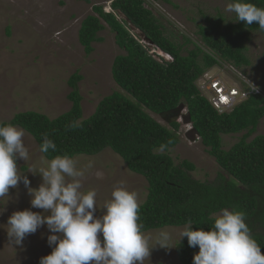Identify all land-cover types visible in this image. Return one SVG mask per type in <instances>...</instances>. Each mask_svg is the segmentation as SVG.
Wrapping results in <instances>:
<instances>
[{
    "label": "trees",
    "instance_id": "trees-1",
    "mask_svg": "<svg viewBox=\"0 0 264 264\" xmlns=\"http://www.w3.org/2000/svg\"><path fill=\"white\" fill-rule=\"evenodd\" d=\"M157 1L170 0H110V10L95 5L93 14L81 22L79 42L87 54L93 51V43L103 40L98 35L101 30L108 27L114 33L124 54L116 57L111 71L124 93L114 91L104 97L94 114L82 120L77 84L83 76L74 73L68 80L73 103L70 111L51 119L27 110L0 124L21 127L39 148L47 135L56 145L55 151L42 152L49 161L57 155H96L105 148L120 155L130 171L148 181V194L139 209L143 232L190 224L194 229H208L224 209H235L246 214L245 222L264 253V134L253 136L264 119V75L262 94L252 95L223 113L214 109L196 87L207 69L222 63L239 70L249 66L247 42L253 32L264 37V30L256 22L247 26L235 21L225 26L219 15L199 25L201 45L189 38L180 45L174 42L172 33L166 35L151 5ZM249 2L264 8V0ZM145 41L173 60L152 53ZM187 44L194 47L184 54ZM180 104L187 107L207 152L222 169L213 182L195 178L192 172L196 166L189 160L175 163L170 151L180 141V124H162L153 116ZM237 134H242L239 141L224 150L222 136ZM20 167L27 170L26 166ZM198 251V247H189L187 237L176 245L182 264H193V255Z\"/></svg>",
    "mask_w": 264,
    "mask_h": 264
},
{
    "label": "rangeland",
    "instance_id": "rangeland-1",
    "mask_svg": "<svg viewBox=\"0 0 264 264\" xmlns=\"http://www.w3.org/2000/svg\"><path fill=\"white\" fill-rule=\"evenodd\" d=\"M231 2L233 1L170 0L151 2V5L156 9L166 35L172 33L174 42L181 45L185 38L200 44L198 27L208 24L207 19H216L221 15L223 25L235 22V13L226 10ZM109 3L110 0H0L1 122L10 121L16 113L27 110L40 112L51 119L70 111L73 103L69 99L72 89L68 80L74 73L83 76L77 84L83 110L82 120L94 114L104 97L114 91H121L111 70L114 60L118 55L124 54V50L116 44L114 33L108 27L101 30L98 35L103 40L93 43V51L88 54L79 42L78 33L82 20L93 14V6L103 5L109 10ZM135 32L140 33L137 29ZM192 46L193 44L185 45L183 53ZM247 47L251 62L249 66L236 71L221 67L207 69L203 79L222 78L227 87L233 84L239 87L242 80L247 79L262 89L263 35L253 32ZM242 71L245 72V78ZM153 116L160 123L166 124L158 115ZM186 131L187 127L183 125L180 129V141L170 151L175 163L187 159L196 166V170L192 172L195 178L215 181L222 169L207 152L208 148L201 138L194 131H190L188 134L191 136L187 138ZM24 132L23 140L29 151V160L25 162L19 159L18 168L23 175L28 176L31 187L36 188L42 183V176L28 170L46 169L50 161L30 134L25 130ZM261 134H264V119L253 136ZM241 136L242 134L223 135V149L229 150ZM73 159L77 169L83 172L80 178L81 190L95 189L97 192V216L103 214L102 206L111 199L113 189L121 182L130 190L138 192L140 204L146 200L147 179L130 171L121 156L112 149L105 148L96 155H76ZM20 166H26L27 170H21ZM30 200L31 196L22 180L16 188H10L8 194L0 198V210L3 209L0 212V264H40V258L52 251L47 242L50 232L46 225L38 228L34 234L27 235L21 245H15L8 236V217L16 210L31 208ZM32 210L43 212L38 208ZM185 229L186 226H168L144 232L149 237V245L153 246L144 264H182L177 257L176 245L183 239H180V235ZM160 231L170 234L168 243L172 247L155 245Z\"/></svg>",
    "mask_w": 264,
    "mask_h": 264
},
{
    "label": "clouds",
    "instance_id": "clouds-1",
    "mask_svg": "<svg viewBox=\"0 0 264 264\" xmlns=\"http://www.w3.org/2000/svg\"><path fill=\"white\" fill-rule=\"evenodd\" d=\"M226 10L235 13V21H243L247 26L256 22L264 30V8L249 0H233ZM148 46L155 48L150 43ZM158 50L160 53L154 54L166 61L173 60L169 54L160 48ZM167 56L170 58L167 59ZM215 67L239 70L227 62ZM220 79L216 80L224 83ZM242 81L241 86L233 84L230 87L247 90L254 85L259 90L257 94L263 93V89L253 82L247 79ZM257 94H250L246 99ZM244 100H238L236 105ZM183 107L176 123L180 124V129L183 125L187 127V138L191 136L188 134L190 131L200 138L187 107ZM230 109L222 112L216 110L223 113ZM24 135V130L17 125L0 124V198L6 196L10 188H16L21 180L31 196V208L16 210L7 220L8 236L15 245H21L27 235L46 225L50 232L47 242L52 251L40 258V264H144L153 246L149 245V237L144 234L143 225L139 222L141 205L138 192L121 182L113 189L111 199L102 206L103 214L97 216V192L95 189L81 190L83 172L77 169L76 161L69 155L53 157L46 169L30 168L28 171L34 174L38 172L42 176V183L33 188L28 176L19 171L17 164L19 159L25 162L29 160ZM50 149L55 151L56 145L45 135L40 151L47 153ZM32 208L42 209L43 212L33 211ZM245 221L243 211L226 208L208 229H194L191 224L188 225L180 239L187 237L189 247H198L199 251L193 255V264H264L261 246L251 235ZM169 240L170 234L160 231L155 245L170 248Z\"/></svg>",
    "mask_w": 264,
    "mask_h": 264
},
{
    "label": "built area",
    "instance_id": "built-area-1",
    "mask_svg": "<svg viewBox=\"0 0 264 264\" xmlns=\"http://www.w3.org/2000/svg\"><path fill=\"white\" fill-rule=\"evenodd\" d=\"M149 48L152 50V53H160L157 48ZM166 58L169 59L170 57L167 56ZM197 89L201 95L206 97L221 112L235 106L238 100H244L250 94L259 93L258 88L254 85H251L247 90H238L235 87H227L220 80H204L203 77L197 81Z\"/></svg>",
    "mask_w": 264,
    "mask_h": 264
},
{
    "label": "water",
    "instance_id": "water-1",
    "mask_svg": "<svg viewBox=\"0 0 264 264\" xmlns=\"http://www.w3.org/2000/svg\"><path fill=\"white\" fill-rule=\"evenodd\" d=\"M183 106L184 105L181 104V105H179L178 107H176V108H174L172 110H168V111L160 113L159 116L166 123L171 124L173 122H177L179 116L182 114V109H184ZM183 118H184V116H183Z\"/></svg>",
    "mask_w": 264,
    "mask_h": 264
}]
</instances>
